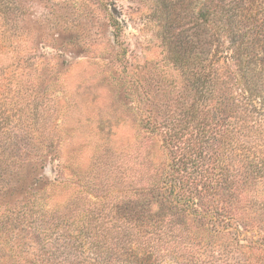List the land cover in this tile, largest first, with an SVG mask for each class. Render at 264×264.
Segmentation results:
<instances>
[{
	"label": "rangeland",
	"instance_id": "1",
	"mask_svg": "<svg viewBox=\"0 0 264 264\" xmlns=\"http://www.w3.org/2000/svg\"><path fill=\"white\" fill-rule=\"evenodd\" d=\"M17 1L8 27L16 49L26 43L25 65L13 58L11 71L33 102L14 115L1 159L0 264H102L87 228L108 242L138 150L168 161L143 123L164 116L184 81L156 36L151 0Z\"/></svg>",
	"mask_w": 264,
	"mask_h": 264
},
{
	"label": "trees",
	"instance_id": "2",
	"mask_svg": "<svg viewBox=\"0 0 264 264\" xmlns=\"http://www.w3.org/2000/svg\"><path fill=\"white\" fill-rule=\"evenodd\" d=\"M151 1L156 36L184 90L163 100V117L144 118L145 137L161 142L168 161L138 150L108 242L87 228L96 260L264 264V0ZM17 2L0 0V166L14 115L33 102L22 100L11 71L13 58L25 65L26 43L16 49L8 27ZM48 138L53 148L56 131Z\"/></svg>",
	"mask_w": 264,
	"mask_h": 264
}]
</instances>
